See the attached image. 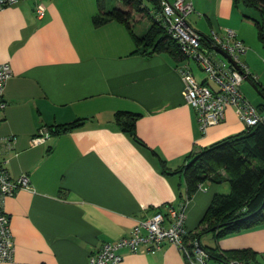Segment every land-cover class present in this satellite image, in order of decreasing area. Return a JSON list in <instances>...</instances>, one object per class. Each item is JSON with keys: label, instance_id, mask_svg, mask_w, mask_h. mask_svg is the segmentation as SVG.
Wrapping results in <instances>:
<instances>
[{"label": "crops", "instance_id": "crops-1", "mask_svg": "<svg viewBox=\"0 0 264 264\" xmlns=\"http://www.w3.org/2000/svg\"><path fill=\"white\" fill-rule=\"evenodd\" d=\"M42 3L41 15L35 0L0 9V62L11 68L3 88L0 136L14 137L13 148L0 160L10 177L26 173L29 179V187L3 200L14 252L0 264H85L89 252L103 242L128 235L138 220L185 199V179L176 170L186 157L243 131L246 124L229 105L218 124L201 130L195 109L182 94L178 67L184 58L168 51L134 52L123 22H94L100 15L98 0ZM229 26L208 20L207 30L233 29L246 45L242 59L249 72L264 84L255 74L264 63L253 56L262 53L249 52L253 44L241 22ZM132 29L138 33L133 23ZM188 63L203 82L206 74ZM117 110L138 113L139 141L115 121ZM76 119L82 120L79 126L30 144L39 127ZM220 173L227 176L223 169ZM223 182L206 180L187 199L188 232L195 230L213 195L226 189ZM212 239L202 244L199 238L221 253L249 248L255 252L250 260L264 264V223ZM120 253V264H188L169 242L153 251L124 247Z\"/></svg>", "mask_w": 264, "mask_h": 264}, {"label": "built area", "instance_id": "built-area-1", "mask_svg": "<svg viewBox=\"0 0 264 264\" xmlns=\"http://www.w3.org/2000/svg\"><path fill=\"white\" fill-rule=\"evenodd\" d=\"M18 1L20 0H0V9ZM35 1L36 12L41 15L44 10L42 0ZM193 10L190 0H161V9L155 14V18L161 21L166 33L176 42L184 56L183 63L178 67L183 83L182 94L186 103L195 109L200 129L205 131L210 125L218 124L224 118L225 109L229 105L235 107L237 116L246 125L257 123L264 114L241 89L242 81L252 76L242 59L246 45L236 36L235 31L228 27L222 28L221 31L210 29L206 35L198 32L187 21ZM221 52L227 54L233 62ZM188 60L193 61L206 74L203 82L196 79ZM10 75V64L0 62V109L6 104L3 88ZM208 80L214 86H211ZM50 136L48 128L41 126L30 138V144L42 143ZM13 144V136H0V154L12 149ZM27 187H29L27 174L22 173L17 178L10 177L5 161L1 159L0 261L12 259L14 252L9 216L4 210L3 200L18 189ZM186 201L187 198L177 204H165L164 209H158L149 217L138 220L128 235L114 241H105L98 250L89 252L85 264H120L121 248L126 247L131 251H153L160 249L165 242L177 246L188 264H259L238 258L209 262L210 257L198 239H185L188 233L185 225Z\"/></svg>", "mask_w": 264, "mask_h": 264}, {"label": "trees", "instance_id": "trees-1", "mask_svg": "<svg viewBox=\"0 0 264 264\" xmlns=\"http://www.w3.org/2000/svg\"><path fill=\"white\" fill-rule=\"evenodd\" d=\"M106 1L98 0L100 15L94 18V22L97 24L109 19L123 22L134 40V52L147 56L168 51L184 58L176 42L166 33L161 21L155 18V14L161 9V0H149L152 9L142 5L141 0H120L121 7H108ZM234 1L236 4L242 1L245 6L258 10L262 21L254 17L252 19L257 26L258 36L264 40V0ZM137 10L143 12L149 20L148 27L140 34L132 29V16ZM250 78L260 90L262 102L256 106L264 114V84L253 76ZM137 117L138 113L127 110H117L114 113L115 121L132 138L139 141L135 132ZM81 121L76 119L46 127L52 135L75 128ZM220 169H223L227 176L222 175ZM176 171H180L184 176L187 199L206 180L217 183L227 181L229 186L228 192H216L213 195L195 230L187 233L186 240L193 238L199 240L203 233L208 232L215 237H221L264 223V117L253 125H246L239 133L192 151ZM202 247L210 258L217 261L231 258L251 261L250 258L255 254L249 248L232 249L221 253L215 247L204 245Z\"/></svg>", "mask_w": 264, "mask_h": 264}, {"label": "rangeland", "instance_id": "rangeland-1", "mask_svg": "<svg viewBox=\"0 0 264 264\" xmlns=\"http://www.w3.org/2000/svg\"><path fill=\"white\" fill-rule=\"evenodd\" d=\"M142 5L152 9V3L149 0H141ZM170 1V0H169ZM173 1V0H171ZM194 6V10L190 13L187 17V20L192 24V26L199 30L204 34H208V20L213 25H220V26H229L231 23H242L245 27L246 34L253 44L251 46L249 52L257 51L259 54V58L256 57V52H253V56L255 61H259L260 63H264V40H262L258 36V29L254 23L253 17L262 21L260 14H258V10L255 8H249L245 6L242 1H239L237 4L234 0H190ZM108 7L118 6L121 7L120 0H107L106 1ZM218 7V9L216 8ZM142 13V14H141ZM248 16V17H247ZM132 23L134 24V29L136 32L140 33L142 28L149 23V20L146 18L143 12L139 10L134 11L132 16ZM232 28V26H229ZM253 47V48H252ZM257 49V50H256ZM261 55V59H260ZM262 60V61H261ZM202 74V73H201ZM255 74L260 75V80L264 81V65H259L258 69L255 70ZM200 75V74H199ZM242 91L245 93L247 98L255 105H258L262 102L260 95L254 90V88L249 84L247 80L244 79L241 85ZM226 185V189L220 190L222 193H226L229 191V186L224 181L222 183ZM213 235L211 233H203L201 236V243L202 244H209L210 240L212 241Z\"/></svg>", "mask_w": 264, "mask_h": 264}, {"label": "water", "instance_id": "water-1", "mask_svg": "<svg viewBox=\"0 0 264 264\" xmlns=\"http://www.w3.org/2000/svg\"><path fill=\"white\" fill-rule=\"evenodd\" d=\"M216 50H219L217 47H214ZM220 51V50H219ZM224 56H226L227 58H228V60H230L231 62H233L232 61V59L227 55V54H225L224 52H221ZM248 82H249V84L254 88V90H256V92L259 94L260 93V90H259V88L257 87V85L255 84V82L250 78V77H246L245 78Z\"/></svg>", "mask_w": 264, "mask_h": 264}]
</instances>
